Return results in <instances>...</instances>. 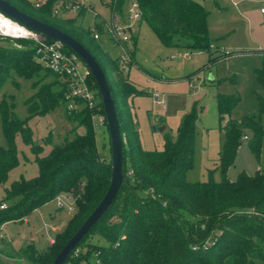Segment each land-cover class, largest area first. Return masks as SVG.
I'll use <instances>...</instances> for the list:
<instances>
[{
  "label": "trees",
  "instance_id": "16d2710c",
  "mask_svg": "<svg viewBox=\"0 0 264 264\" xmlns=\"http://www.w3.org/2000/svg\"><path fill=\"white\" fill-rule=\"evenodd\" d=\"M7 1L69 34L89 50L107 80L122 136L124 177L116 196L62 264H264V167L254 174L241 171L234 180L226 175L241 137H246L244 129L258 133L252 114L245 115L241 121H226L240 101L239 94L219 93L214 98L217 123L224 132L217 157L221 179L214 181L209 170L206 180L189 182L185 173L192 163L195 104L182 113L174 132L163 133L160 149L143 150L130 112L131 98L141 91L116 75L119 72L116 60L106 57L97 44L87 42L88 31L75 24L74 18L54 16V0L40 7H34L30 0ZM100 1L110 12L121 13L130 0ZM134 1L141 14L138 22L145 21L163 47L209 49L207 12L200 0ZM130 39L134 45L136 33L131 34ZM41 69L52 75L54 81L40 84L32 81L34 104L30 97L24 100L28 113L25 119L9 115L5 102H0L5 141L4 146H0V185L18 163L16 135L29 145L37 167L35 176H20L4 189L0 201L12 203L8 208H0V226L6 221L21 219L59 194L72 200L75 211L43 250L36 251L30 246L17 250L28 264L50 263L105 192L110 170L109 163L101 162L95 143L91 114L96 111L82 106L76 112H67L63 105L64 84L35 59L34 43L0 36V84L10 73L31 78L38 76ZM256 74L259 82L264 83L263 71L257 70ZM87 81L103 114L89 72ZM53 83L58 84L57 90L52 89ZM58 102L63 105L65 118L77 122L82 132L72 131L70 139L64 138L51 145L45 155H40L42 149L32 143L27 121L48 112ZM44 141L50 140L46 137ZM253 150L257 152L255 146ZM90 234L104 242L86 241Z\"/></svg>",
  "mask_w": 264,
  "mask_h": 264
},
{
  "label": "rangeland",
  "instance_id": "374dc122",
  "mask_svg": "<svg viewBox=\"0 0 264 264\" xmlns=\"http://www.w3.org/2000/svg\"><path fill=\"white\" fill-rule=\"evenodd\" d=\"M201 3L207 12L209 24L208 50L163 47L148 24L140 21L137 25L134 45L131 39L126 43V48L130 50V58L133 57L134 62L128 72L123 73L119 70L116 75L124 79L126 77L135 89L141 91L140 94L133 96L130 112L139 145L143 150L160 149L163 133L174 132L180 123L182 112L188 111L195 104L197 119L193 136L192 163L185 173V179L189 182L206 180L209 170L212 171L214 181L221 179V173L217 168L219 167L217 157L224 142V132L217 123L214 98L219 93L237 92L240 101L226 121L232 119L241 121L245 115L252 114L258 126V133L250 128L244 129L243 133L246 137H241L234 162L226 171L227 177L234 180L241 171L254 174L257 169L264 167V83L259 82L256 74L257 70L263 71L264 74V46L249 39L252 28L247 29V22L240 14L241 5L234 8L230 0H202ZM215 3L220 5L222 12L215 10ZM86 4L91 6L96 16L87 12L83 14L82 11L70 16L74 18L75 24L88 31L87 42L97 44L106 57L115 58L120 53V49L114 46L104 33L97 41L90 38V30L91 28L96 30L98 19L109 22V7L103 5L100 0H87ZM228 16L235 17L239 22V31L230 36H214V31H219L215 29L216 24H224ZM241 32L243 41L230 45L233 38L242 40V37H239ZM246 39L248 41L245 42ZM223 51H227L230 55L225 56ZM183 52L189 53L193 57L192 60L182 59L180 54ZM156 76L161 79H157ZM162 77L165 79L163 80ZM34 80H37L38 84L54 81L52 75L41 69L38 76L31 78H22L10 73L1 82L0 102H5L9 115L13 114L19 119L28 116L24 100L32 98L34 89L31 88V83ZM52 89L57 90L58 84L53 83ZM150 91L164 93L166 97L176 95L183 98L181 108L173 114H164V110L151 102ZM32 100L33 105L34 99ZM158 117L161 118L164 129L158 125L156 121ZM27 126L31 132L32 143L42 149L40 155H45L51 145L61 142L64 138L70 139L72 131L82 132V127L77 122L65 118L63 105L60 102L48 112L28 119ZM92 128L96 146L102 156L101 162L109 163L110 151L104 122L97 124L95 118ZM46 137L49 138V142L44 141ZM4 144L0 116V146ZM14 145L18 163L9 171L5 182L0 185V198L12 180L20 176L29 178L37 173L29 145L22 141L20 135L14 137ZM254 146L257 152L253 150ZM62 201L66 202L63 199ZM55 202L53 198L21 219L6 221L0 226L2 237L0 264H28L23 259L22 253L17 251L19 248L30 246L40 251L49 245V240L64 227L75 211L74 205L72 211H67L65 208H56ZM0 203L8 208L12 201L3 200ZM52 228L54 231H51ZM86 241L104 242L94 234L86 237Z\"/></svg>",
  "mask_w": 264,
  "mask_h": 264
},
{
  "label": "built area",
  "instance_id": "2783aa9c",
  "mask_svg": "<svg viewBox=\"0 0 264 264\" xmlns=\"http://www.w3.org/2000/svg\"><path fill=\"white\" fill-rule=\"evenodd\" d=\"M34 7L44 5L48 0H30ZM259 4L260 13L264 14V0H257ZM52 5V14L62 18H70L73 13L82 11L83 14L91 13L96 16L90 5H87V0H54ZM1 16L5 17L0 13ZM140 10L134 0L128 1L121 13L110 12L109 22H104L98 19L96 30L91 28L90 36L94 40H99L102 33L114 45L119 47L120 53L116 57V63L120 72H128L132 59L127 48L126 43L130 39L131 34L135 31L136 23L140 19ZM7 18V17H5ZM11 23L16 24L18 29L8 31L0 25V36L8 38L28 39L34 43L35 59L47 70L58 76L63 82L65 93L63 96V105L67 112H76L82 106L94 109L96 112L91 114L92 119H97V124H103L104 116L99 112L97 105L98 99L94 91L90 88L87 81L88 71L81 63V61L73 53H68L63 45L57 41H52L40 33L26 28L9 18ZM199 51H197L198 53ZM225 56L230 55L227 51H223ZM182 59H191L192 56L187 52L180 54ZM150 98L153 104L164 108V95L159 92L152 91ZM65 200L66 202L62 201ZM56 208H65L67 211L73 210L72 200L64 195L59 194L55 197ZM4 204H0V208H4ZM1 238V235H0ZM53 240L50 239L49 242Z\"/></svg>",
  "mask_w": 264,
  "mask_h": 264
},
{
  "label": "water",
  "instance_id": "95a60500",
  "mask_svg": "<svg viewBox=\"0 0 264 264\" xmlns=\"http://www.w3.org/2000/svg\"><path fill=\"white\" fill-rule=\"evenodd\" d=\"M0 13L10 20L34 30L52 41H57L70 49L81 60L84 67L91 75L102 105L110 149L108 185L96 205L82 220L71 236L63 243L49 263L62 264L79 240L107 210L112 200L115 198L124 177L122 136L119 131L114 102L102 69L94 56L80 42L55 26L40 21L19 10L7 0H0Z\"/></svg>",
  "mask_w": 264,
  "mask_h": 264
},
{
  "label": "crops",
  "instance_id": "0c3cea01",
  "mask_svg": "<svg viewBox=\"0 0 264 264\" xmlns=\"http://www.w3.org/2000/svg\"><path fill=\"white\" fill-rule=\"evenodd\" d=\"M200 2H202V0H200ZM230 2H231L232 7H234V8H236L237 6L239 7V5H241L240 14L244 18V21L247 22V29L252 28L251 29L252 31L250 32V36H249L250 38L249 39L251 41H253V42L262 44L264 46V14L260 13V11H259V4L260 3L257 0H232V1L230 0ZM215 10L217 12H222V9H221L220 5L217 4V3H215ZM206 22H207V16H206ZM138 23L139 22L136 23L135 31H134V33H136V34H137V25H138ZM216 26L217 27L215 29L216 30L219 29V31H214L215 32L214 36H216V37L219 36V35H221V36H224V35L225 36L235 35L237 30L239 31V29H240L239 22L235 19V17H229V16H228L226 21L224 20V24L223 23L216 24ZM208 27H209V24L207 22V29H208ZM216 32H220V33L216 34ZM239 37L240 38L242 37V32L239 34ZM237 41H241L242 42L243 41V37H242V40H234V38L231 39L230 45L237 44L238 43ZM244 41L246 42L248 40L246 39ZM209 44H210V41H209ZM170 49H175V48H170ZM116 57L115 58H110V59H116ZM192 58L189 59V60H192ZM133 62H134V60H133V57H132V63ZM156 77H157V79H161V77L160 78L158 76H156ZM164 79L165 78H163V80ZM125 80L131 84V82L128 81V79L126 77H125ZM150 93H151V91H150ZM150 93H149V97H150ZM162 94L164 95L165 106H164V108H161V107L160 108L162 110H164V114H167V115L173 114V113H175L176 110L181 108L182 103H183V98L178 97L176 95H168L166 97V95L164 93H162ZM132 98L130 100V107H131ZM130 110H131V108H130ZM156 121L158 122V125H160L162 127V129L165 128L164 124L161 122V118L160 117H158L156 119ZM60 230H62V229H60ZM51 231H54V229L52 228Z\"/></svg>",
  "mask_w": 264,
  "mask_h": 264
},
{
  "label": "bare ground",
  "instance_id": "6f19581e",
  "mask_svg": "<svg viewBox=\"0 0 264 264\" xmlns=\"http://www.w3.org/2000/svg\"><path fill=\"white\" fill-rule=\"evenodd\" d=\"M0 25L2 28H5L8 31L15 32L18 27L16 24L11 23L7 18L0 15Z\"/></svg>",
  "mask_w": 264,
  "mask_h": 264
}]
</instances>
